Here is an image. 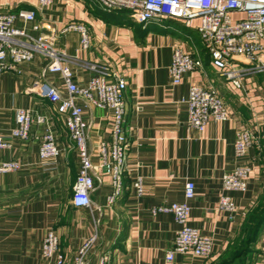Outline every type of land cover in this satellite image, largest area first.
Returning a JSON list of instances; mask_svg holds the SVG:
<instances>
[{
    "label": "crops",
    "instance_id": "1",
    "mask_svg": "<svg viewBox=\"0 0 264 264\" xmlns=\"http://www.w3.org/2000/svg\"><path fill=\"white\" fill-rule=\"evenodd\" d=\"M19 11L33 12L40 28L33 31L30 23L21 20H15L14 27H24L35 37L54 30L52 48L71 60L68 67L77 85H84L93 75L80 64H94L125 81L124 128L129 147L121 192L114 201H108L110 177L97 169L91 207H73L70 199L79 165L77 151L61 117L46 100L28 91L41 79L63 91L60 77L42 75L48 60L40 52L30 62L19 64L18 72L3 71L0 137L9 147L0 149V161L16 160L21 166L0 175V264H48L40 255L48 230L58 238L63 264H74L78 249L92 235L95 241L84 264H97L101 256L109 264H165L164 254L171 248L178 226L168 214L152 216L150 208L183 202L187 181L195 186L188 201V225L212 238L213 251L208 258L176 255L171 264L223 263L233 245L244 238L249 215L264 195V73L247 75L243 90L233 88L209 64L196 30L178 20L136 22L127 11L104 12L94 0H54L47 7H39L36 0H0V15ZM71 24L85 28L86 49L81 48L77 31L60 32ZM175 45L201 62V68L185 74L177 85L170 82L167 72ZM260 59L264 62V54ZM238 62L244 63L242 59ZM190 83L216 89L229 109V118L209 121L202 131L189 127L181 99ZM20 108L51 121L59 149L53 169L38 157L41 126H32L26 140L11 136ZM83 117L90 125L87 145L96 166L99 143L110 141V112L92 108ZM243 128L256 139L238 158L233 144L235 133ZM241 164L250 168L247 189L227 193L235 204V212L229 215L218 208L221 178ZM136 177L142 178L139 197L131 189ZM263 247L264 223L250 254L242 263L232 264H264Z\"/></svg>",
    "mask_w": 264,
    "mask_h": 264
},
{
    "label": "built area",
    "instance_id": "2",
    "mask_svg": "<svg viewBox=\"0 0 264 264\" xmlns=\"http://www.w3.org/2000/svg\"><path fill=\"white\" fill-rule=\"evenodd\" d=\"M39 7H47L54 0H36ZM104 12L127 11L132 20L146 23L150 20H178L185 26L194 28L199 40L209 56V64L219 75L230 82L233 88L243 90V79L247 75L264 73V0H94ZM237 14L238 16H234ZM15 20L31 24L33 31L40 28L34 22V13L19 11L15 14L0 15V74L6 70L18 72L17 66L30 62L35 52L47 58L42 70L58 74L63 84L59 91L50 83L41 79L35 82L29 93L46 100L53 111L62 119L64 127L78 154V170L72 185L71 205L76 208H90V192L94 189L97 169L110 177L111 193L108 201L113 202L120 194L122 178L126 172V159L129 143L124 122L126 104L123 99L125 81L114 73H105L94 64H80L93 72L82 86L73 81L68 67L71 60L52 48L54 30L49 35L32 36L24 27H14ZM196 20L197 24L192 22ZM74 30L79 33L80 46H88V34L79 24H71L61 29V33ZM242 59L244 63H239ZM201 68L199 59L192 57L189 50L175 45L167 72L172 84H180L185 74ZM186 105V123L197 131H202L209 121H225L229 118V109L216 89L211 86L190 83L187 95L181 99ZM101 109L110 112V141L98 145L99 161L95 166L87 145L89 123L84 119L85 110ZM32 126H41L43 132L38 146V157L43 164L53 169L59 149L55 144L51 121L45 115L30 109L20 108L15 113V125L11 136L26 140ZM248 129L235 133L234 155L244 156L247 148L255 140ZM9 143L0 137V149L8 148ZM16 160L0 161V175L20 168ZM250 168L241 164L221 178L223 193L218 199V208L232 215L235 204L227 195L229 192L243 193L247 189ZM135 196L143 194L142 178L136 177L131 183ZM195 186L187 181L183 186L184 201L181 203H163L150 208L152 216L168 214L172 216L178 229L172 245L164 254L165 264H171L176 255L208 258L213 251L210 236L199 233L188 225L190 207L188 201L194 196ZM95 241V235L87 238L78 249L74 264H84V259ZM264 254V247H263ZM40 255L48 264H63V255L58 249V238L53 230H48L41 241ZM97 264H109L105 256Z\"/></svg>",
    "mask_w": 264,
    "mask_h": 264
},
{
    "label": "trees",
    "instance_id": "3",
    "mask_svg": "<svg viewBox=\"0 0 264 264\" xmlns=\"http://www.w3.org/2000/svg\"><path fill=\"white\" fill-rule=\"evenodd\" d=\"M263 223H264V195L261 202H259L257 207L249 215L248 223L244 230V238L238 240L237 244L235 243L236 245L239 246L238 249L240 251H244L247 249L248 246L252 245V243L256 240L260 231V227L262 226ZM236 250L237 249H234V247H232L227 257L225 258V261L221 264H232L234 262L242 263L243 259L246 256H248L249 252H251L249 249V252L243 254L239 250L238 252Z\"/></svg>",
    "mask_w": 264,
    "mask_h": 264
},
{
    "label": "rangeland",
    "instance_id": "4",
    "mask_svg": "<svg viewBox=\"0 0 264 264\" xmlns=\"http://www.w3.org/2000/svg\"><path fill=\"white\" fill-rule=\"evenodd\" d=\"M236 244H237V243H236ZM236 244H235L233 247H234V249H237L236 251L238 252V250H239L238 247H239V246L236 245ZM245 247H246V246H245ZM250 248H251V245L248 246L246 250H244V251H240V250H239V251L242 252L243 254H245V253L249 252V249H250ZM249 254H250V252H249ZM228 259H229V258H228Z\"/></svg>",
    "mask_w": 264,
    "mask_h": 264
}]
</instances>
